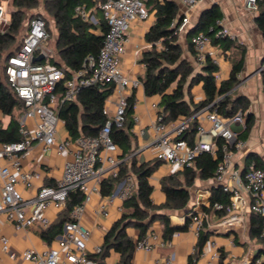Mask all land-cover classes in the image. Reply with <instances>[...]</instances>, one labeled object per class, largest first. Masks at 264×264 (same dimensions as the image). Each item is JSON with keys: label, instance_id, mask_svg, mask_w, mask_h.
<instances>
[{"label": "built area", "instance_id": "built-area-1", "mask_svg": "<svg viewBox=\"0 0 264 264\" xmlns=\"http://www.w3.org/2000/svg\"><path fill=\"white\" fill-rule=\"evenodd\" d=\"M6 1L0 0V34L4 32L2 27L8 25L4 7ZM149 1L151 0L99 1L96 6L107 31L97 57L88 56L77 71H69L52 63L48 26L40 14L27 22V29L19 47L6 58L4 71L8 85L25 109L18 118L21 140L0 143V215L5 217L15 231L38 228L43 232L52 224L46 216L49 207L52 206L56 214H59L64 210L71 192L78 191L83 196L81 204L73 207L69 220L64 222L61 233L41 252L24 250L16 254L10 250L8 239L0 235V252L10 260L19 258L32 264H101L90 258L91 255L87 251L91 230L82 223V217L86 206L91 203L92 196L100 197L101 181L105 178H118L120 166L127 159L119 157L110 130L112 126L117 128L124 126L128 108L127 98L133 90L141 86L140 80L128 78L121 73L120 63L130 40L131 24L148 19ZM171 1L183 8L182 19L178 24L176 22L171 24L177 33H182L190 23L192 12L204 0ZM260 2L264 0H242L243 9L247 13H256ZM73 14L83 22L96 23L93 11L85 5H77ZM218 25L215 32L211 30L208 34L197 32L190 38L197 68L209 60L219 69L221 60L227 52L223 51L220 45L213 44L214 40L226 39L242 45L222 26L221 21ZM145 48H137L135 55H139ZM39 56L42 59L34 61ZM215 79L217 82L222 81L219 72L216 73ZM105 84L112 85L113 88L111 95L104 102L102 114L106 121L98 134L95 137L73 138L66 132V138L59 139L57 125L60 123L65 127L64 121L58 115L61 106L74 101L80 89ZM135 108L133 103L132 109ZM244 115L245 112L238 110L231 117L225 118L216 108L207 106L190 117L174 121L164 122L157 116L152 126L153 140L144 150L149 151L155 161L182 170L191 168L194 160L202 153L216 157L218 152L216 140L220 139V161L214 172V181L223 192L229 193L230 197L229 205L226 207L227 215L221 218L217 225L227 229L242 221L236 210L239 193L245 192L249 196V211L262 218L260 237L264 240V167H256L251 162L241 170L232 168L233 152L245 147V142L239 138L233 127L243 124ZM133 120L136 121V118ZM193 120L197 123L195 133L191 139H185L184 136ZM52 146L55 147L57 154L65 157L60 177L54 185H42L34 196L23 198L18 188L30 187L31 181L38 180L40 175L38 172L24 169L22 162L29 158L34 147H39L41 152H44L52 149ZM135 185V177L130 175L117 181L113 193L97 205L95 213L106 217L107 204L114 199L123 202L134 192ZM206 203L203 198L197 199L187 214L189 230L196 238L206 220L203 210ZM213 209L219 211L223 206L216 202ZM117 210L121 212V206ZM54 243L57 247H53ZM156 245L169 247L171 241L147 232L141 240L135 242L134 251L149 252ZM211 247L214 248L212 243ZM91 253L99 255L101 247L94 246ZM261 263H264V258L256 259L253 264ZM153 264H172V260L155 259Z\"/></svg>", "mask_w": 264, "mask_h": 264}, {"label": "trees", "instance_id": "trees-1", "mask_svg": "<svg viewBox=\"0 0 264 264\" xmlns=\"http://www.w3.org/2000/svg\"><path fill=\"white\" fill-rule=\"evenodd\" d=\"M43 4L44 10L52 18L56 30L54 46L59 61L52 60V63L74 72L82 67L88 56L96 58L107 31L105 22L98 12L96 0H43ZM11 5L14 10L9 15L6 30L0 34V62L3 72H5L6 58L19 47L18 45L11 48V45L22 29L26 12L36 8L38 0H11ZM77 5H85L88 9H94L93 13L97 15L96 23L83 22L75 17L73 10ZM147 7L150 12H154V20L145 34V41L150 46L142 52L139 59V63L144 65V75L140 78V82L146 96L160 97L157 116L161 117L164 122L174 121L178 118L190 117L207 106L216 108L217 112L225 118L231 117L238 110L245 112L247 110L246 99L241 96L231 97V91L240 81L239 75L243 71L245 51L240 50L239 57L232 62L229 77L217 82L215 75L218 72V67L209 60L199 66L197 71H194L189 62L183 58L182 48L178 43V33L174 27H171V24L177 22L178 19L176 4L171 0L163 2L151 0L147 2ZM35 15L37 14L30 16L27 22ZM221 19L222 13L217 5L201 12L195 25V31L190 30L185 33L186 48L190 54L194 55L190 43L191 36L197 32L204 34H208L210 30L215 32ZM256 25L264 39V2L258 4ZM47 31L50 37L49 26ZM213 44L220 45L223 51H227L231 48L232 42L220 39L214 40ZM66 78H68V74H66ZM262 79L264 81V77ZM196 84L201 85L203 99L194 104L189 92ZM61 86L60 84V88ZM112 88V85L109 84L82 88L77 92L74 101L61 106L58 115L64 121L69 136L73 138L95 137L98 134L106 121L102 110L105 100L112 93ZM185 95L188 96V100L184 99ZM127 102L124 126L121 128L112 126L110 135L118 148L119 157L128 158L122 162L118 178H105L100 184V195L109 196L117 181L131 174L135 177V190L122 202L121 215L104 234L101 253L98 255L99 260H103L111 251L114 252L118 255V261L115 264H131L135 242L146 235L156 220L162 224V239L164 240H169L175 232L186 231L189 223L187 217L184 225L176 229L171 226L168 215L159 211L185 208L189 201L188 189L193 185L195 178L201 180L213 178L220 161L219 146L221 141L217 139L216 157H212L209 153H202L194 160L191 168H184L179 172L181 179H178L176 175L160 179V190L166 200L160 206L153 205L150 200L153 188L149 178L160 162H141L138 165L134 157H129L134 143V137L130 133L133 126V95L127 98ZM24 109L23 103L11 91L5 76L4 82L0 80V116L9 117V122L6 127H3L0 121V143H13L21 140L18 132V118ZM251 120L249 113L244 122V130L240 133L242 139L246 137L251 127ZM196 125V121L193 120L184 136L185 139L193 137ZM251 162L256 167L264 166L253 154L246 157L245 166ZM229 197L230 194L223 192L220 187H213L207 203L203 206L205 214L213 213L219 221L227 215L226 207L229 205ZM82 200L83 196L78 191L69 194L64 210L59 213V217L46 231L39 234L42 241L50 245L54 238L61 233L64 222L69 220V214L73 207L81 204ZM216 202L223 206L222 210L213 209V204ZM250 213V237L263 244L260 252L264 253V240L260 237L262 218L255 213ZM127 228L137 231L136 241L127 234ZM205 228L204 221L195 245V253L189 257L190 260L199 256L209 239L210 231ZM90 258L94 259L92 255ZM99 260L96 261L99 262ZM219 264H222L221 261Z\"/></svg>", "mask_w": 264, "mask_h": 264}, {"label": "crops", "instance_id": "crops-1", "mask_svg": "<svg viewBox=\"0 0 264 264\" xmlns=\"http://www.w3.org/2000/svg\"><path fill=\"white\" fill-rule=\"evenodd\" d=\"M175 4L177 6V14L179 17L182 15L183 8L179 4ZM214 5H217L222 13V26L233 34L237 38V41L242 43V45L232 43L231 48L226 51L227 53L222 58L218 69L222 80H226L229 77L231 64L239 57L240 50L243 49L245 51L243 71L239 75L240 81L231 91V97L234 98L241 96L246 99L247 110L245 111L244 122L249 113L251 114L252 120L251 127L246 137L243 139L240 137V133L244 130V122L242 125H235L233 127L234 131L238 132L239 138L245 142V147L242 150L233 152L232 168L238 170L243 169L246 157L249 154L257 156L258 160L264 165V81L262 79L264 77V39L256 25L258 11L256 13L245 12L242 0H204L199 3L192 12L190 23L186 26L184 32H182L186 44L185 33L189 32L192 27L196 25L203 10ZM90 10L93 11L94 9ZM98 12L100 14L99 10ZM151 12L153 17L144 21H135L131 24L129 45L126 48L120 63L124 68L125 76L128 78L140 80L144 75V65L139 63V59L142 52L150 46L145 41V34L154 20V12ZM192 18H194V20H192ZM180 34L181 33H178L179 44H181L179 41ZM142 47L146 48L143 49L139 55H135V50ZM183 58L189 62L190 66L194 68V71L198 70L195 65V57L193 54L188 52ZM131 95H133V101L136 107L133 110L132 120L135 117L136 121L133 120V126L130 129V133L134 137V143L131 148L132 153L129 157H134L138 165L141 162L152 163L155 160L152 157H145L144 153L146 150H144V148L154 137L152 126L156 121L157 113L159 111L160 97L146 96L142 85L133 90L129 96ZM189 96L191 97L192 103L196 104L200 102L203 99L201 85H194L190 89ZM184 99L188 100V96L185 95ZM110 108L112 109L113 106L111 105ZM0 121L2 126L6 127L9 122V117L0 116ZM63 128L65 129L64 126ZM59 139L61 138L59 137ZM147 152L149 153V151ZM64 161L65 157L57 154L55 149H48L41 152L39 147H34L31 155L27 160L22 162V165L26 170L38 172L40 178L38 180H32L30 187L24 188L20 186L18 188L22 197L30 198L34 196L42 185H54L56 180L60 177ZM159 168H161L163 172L157 177V184L152 185L150 183L153 188L150 200L155 206L164 204L166 200L164 194L160 190V179L169 175H176L178 179H181L179 173L181 170L161 163L156 170ZM130 176L133 175L131 174ZM213 187H219V185L215 183L214 177L208 180L195 178L193 185L188 189L189 201L185 208L180 210H161L159 212L168 215L171 226L179 229L184 225L187 214L190 213L192 207L196 204L197 199L203 198L204 202L208 201ZM114 188L115 185L113 186L111 194L113 193ZM100 197L104 199L107 196L100 195ZM120 206L122 208V202H119L117 199L108 203L106 206L108 215L106 217L96 214L95 206H86L88 210L86 211L85 208L82 223L91 230V236L94 240L90 241V239L88 243L89 246L92 244V249L94 246L101 247L104 234L121 215L122 211L119 212L117 210ZM248 206L249 196L245 192H240L236 213L241 215L242 221L227 229L218 227V220L213 213H208L206 215L205 229L210 231V236L206 244L203 246L201 251L202 254L200 253L201 255L196 259L192 258L190 260L189 257L195 253V245L198 237L196 238L192 235L188 223L186 231L175 232L171 236L169 239L171 241V246L163 247L156 245L149 252L134 251L131 264H153L155 259H171L172 264H219L220 261L222 264H253L256 259L263 260L264 253L260 252L263 244L256 241V239L251 238L249 234L251 213ZM59 215L60 214H56L52 206L46 211V216L52 221V223L56 221ZM126 232L134 241H136L137 231L135 229L127 228ZM148 232H152L162 238L161 222L159 220L154 221ZM40 233L41 232L38 228H31L26 231H15L5 217L0 215V235H3L8 239L10 250L16 254L24 250L41 252L46 249L49 245L42 241L39 236ZM211 243L214 245V248L211 247ZM51 244L52 242L50 245ZM88 253L92 255L94 259L99 260L98 255H93L90 251H88ZM257 254L259 255L256 256ZM221 257L222 259H220ZM117 261L118 255L112 251L103 260H99L101 264H115ZM0 264L32 263L22 261L19 258L10 260L6 255L0 252Z\"/></svg>", "mask_w": 264, "mask_h": 264}, {"label": "rangeland", "instance_id": "rangeland-1", "mask_svg": "<svg viewBox=\"0 0 264 264\" xmlns=\"http://www.w3.org/2000/svg\"><path fill=\"white\" fill-rule=\"evenodd\" d=\"M97 2H98V0H96V4H97ZM4 7H5V12H6V18H7L8 22H9V15L14 10V8L11 5V0H7L5 2V6ZM34 14H40V15H42L43 18L45 19V21L48 23V26L50 28L49 48L52 51V60L53 61H59V58L57 56V53H56V50H55V46H54L55 45V40H56V30L54 28V24H53L52 18L44 10L43 0H38V6L36 8H34V9H31V10H29V11L26 12V18H25L24 22L22 23V29L20 30L19 34L15 37V41L11 45V48H14L15 46H18L19 45L20 40H21L23 34L25 33V31L27 29V19L30 16L34 15ZM94 17H95V20H96L97 19V15L94 14ZM150 17H153V15H152V12H150L148 10V18H150ZM192 20H194V18H192ZM6 28H7V26L2 27L3 31L6 30ZM179 41L181 43L180 46L182 48V56L184 57V56H186L188 54V52H187L186 43H185V40H184V34L183 33L180 34ZM128 45H129V43L127 44V46ZM127 46H126V48H127ZM122 57H123V55L121 56V58ZM132 59H133V57H132ZM120 71H121V73L123 75H125L124 68L121 65H120ZM4 73L5 72H3L2 63L0 62V80L2 82L5 81ZM125 92H126V94H128V90H126ZM57 131H58V135H59V137L61 139H65L66 138V136H67L66 131H65V129L63 128V126L60 123L57 125ZM56 145H57V143L55 144V146ZM52 149H55V147L52 146ZM144 155H145L146 158L151 157V154L148 153L147 151L144 153ZM162 172H163V170L161 168H159L158 170H156V171L153 172V175L150 177V183L152 185L157 184V181H156L157 180V177H159ZM101 202H103V199L100 198L97 195H94V196H92V200H91V203L89 205L97 207V205L100 204ZM87 210H88V208H86V211ZM95 232H96V230H95ZM90 239H91L90 241H93L94 240L92 236H91ZM91 245L92 244H90V246H89V243L87 244V251H90V252L93 251ZM53 247H57V244L54 243L53 244Z\"/></svg>", "mask_w": 264, "mask_h": 264}, {"label": "water", "instance_id": "water-1", "mask_svg": "<svg viewBox=\"0 0 264 264\" xmlns=\"http://www.w3.org/2000/svg\"><path fill=\"white\" fill-rule=\"evenodd\" d=\"M181 19H182V16H179L178 19H177L176 24H178V22H179ZM191 30L195 31V25L192 27ZM41 59H42V57L39 56L38 58H35L34 61H39V60H41Z\"/></svg>", "mask_w": 264, "mask_h": 264}]
</instances>
